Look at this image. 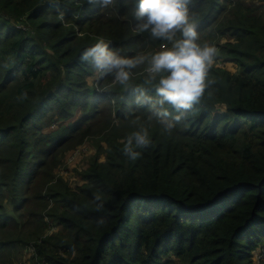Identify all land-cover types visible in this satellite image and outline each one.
I'll return each instance as SVG.
<instances>
[{
	"label": "trees",
	"instance_id": "trees-1",
	"mask_svg": "<svg viewBox=\"0 0 264 264\" xmlns=\"http://www.w3.org/2000/svg\"><path fill=\"white\" fill-rule=\"evenodd\" d=\"M262 9L192 0L199 42L217 41L210 69L217 82L169 135L146 107L131 104L129 88L148 87L146 64L126 88L80 59L100 37L121 55L159 50L162 41L135 28L136 0L106 8L0 0V264H15L29 247L45 264H257L256 251L264 253ZM53 123L58 129L45 131ZM141 125L152 143L131 160L121 150ZM88 138L96 153L73 187L55 172Z\"/></svg>",
	"mask_w": 264,
	"mask_h": 264
},
{
	"label": "clouds",
	"instance_id": "clouds-1",
	"mask_svg": "<svg viewBox=\"0 0 264 264\" xmlns=\"http://www.w3.org/2000/svg\"><path fill=\"white\" fill-rule=\"evenodd\" d=\"M113 2L88 0L89 4H99L101 8ZM191 4L192 0H136L135 28L148 33L150 40L162 41L157 51L121 55L100 37L80 57L99 78L111 76L114 84L126 88H129L133 70L146 64L143 84L148 87L129 88L133 96L131 104L146 107L148 120L157 121L163 132L169 135L190 117L206 91L217 82L210 78V69L218 49L207 42H199L197 26L190 15ZM21 98L26 99L27 93H22ZM151 143L149 128L141 125L127 136L121 151L126 157L136 160L141 156L137 149H146ZM95 201H98L97 210H103L101 197L96 196ZM98 223L103 224V218Z\"/></svg>",
	"mask_w": 264,
	"mask_h": 264
},
{
	"label": "rangeland",
	"instance_id": "rangeland-1",
	"mask_svg": "<svg viewBox=\"0 0 264 264\" xmlns=\"http://www.w3.org/2000/svg\"><path fill=\"white\" fill-rule=\"evenodd\" d=\"M247 4L253 5V6H260L264 5V0H245ZM264 12V9H262ZM225 40L222 39L221 42H224ZM206 42L210 45H213L217 47V41L213 40L210 35H207ZM218 64L221 66H224L228 68L231 71H236L237 66L233 62H228L225 60H218ZM94 77H89L90 83H93ZM81 115V112L76 113V118ZM59 123H53L49 127L45 128V131L50 132L53 130L58 129ZM96 149L94 147V141L91 138L85 139L82 144L78 145L75 148L69 149L65 152V156L63 157L61 166L57 168L56 175L58 177H63L66 179L71 186L75 187L76 185H79L82 183L80 171L84 170L86 167H88L90 158L95 155ZM101 160H104L105 156L102 154L100 156ZM55 231V229H52L50 231V234ZM32 250H29V248H26L24 250H21V252L17 256V262L15 264H45L42 261H38L37 258L32 255ZM264 259V253L258 249L256 251L255 255V261L257 264H260V262Z\"/></svg>",
	"mask_w": 264,
	"mask_h": 264
},
{
	"label": "built area",
	"instance_id": "built-area-1",
	"mask_svg": "<svg viewBox=\"0 0 264 264\" xmlns=\"http://www.w3.org/2000/svg\"><path fill=\"white\" fill-rule=\"evenodd\" d=\"M29 250H32V253H33L32 255H34L37 258V260L39 261V257L37 255V252H36L35 248L34 247H29Z\"/></svg>",
	"mask_w": 264,
	"mask_h": 264
}]
</instances>
